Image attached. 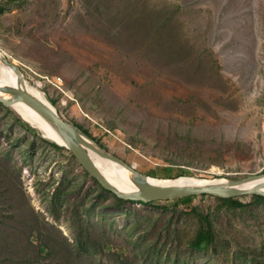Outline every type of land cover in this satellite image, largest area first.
<instances>
[{"label": "rangeland", "instance_id": "374dc122", "mask_svg": "<svg viewBox=\"0 0 264 264\" xmlns=\"http://www.w3.org/2000/svg\"><path fill=\"white\" fill-rule=\"evenodd\" d=\"M0 51L141 173L264 172V0H15ZM17 119L0 104V264H261L264 202L195 195L217 243L190 249L198 221L184 205L118 202Z\"/></svg>", "mask_w": 264, "mask_h": 264}, {"label": "water", "instance_id": "95a60500", "mask_svg": "<svg viewBox=\"0 0 264 264\" xmlns=\"http://www.w3.org/2000/svg\"><path fill=\"white\" fill-rule=\"evenodd\" d=\"M0 62L10 67L16 75L15 85H4L0 87V104L10 109L22 122L36 129L42 138L69 150L79 165L94 178L102 188L113 193L116 197L144 203L202 194L218 197H239L257 194L264 197V172L249 174L238 178H223L225 179L223 182L159 184L150 181L148 175L137 171L134 169L133 165L109 153L78 126L63 119L51 101L47 102L41 97L33 94L26 86V80L17 64L10 61L4 54H0ZM17 103H23L34 110L53 129L56 137H52L46 130L42 133L38 127L22 119L17 111L12 109V106ZM89 151L124 168L134 182L136 190L134 192H124L112 184L96 168L90 159ZM181 177L182 176H179L178 178ZM169 180H176V178ZM257 180H260V182H257V184L250 188H240L241 185Z\"/></svg>", "mask_w": 264, "mask_h": 264}, {"label": "bare ground", "instance_id": "6f19581e", "mask_svg": "<svg viewBox=\"0 0 264 264\" xmlns=\"http://www.w3.org/2000/svg\"><path fill=\"white\" fill-rule=\"evenodd\" d=\"M0 54L2 52L0 51ZM16 84V75L11 70L10 67L4 65L0 62V87L4 85H15ZM26 86L28 89L38 97H41L43 100L49 102L46 96L39 90L38 86H32L26 82ZM12 109L16 110L20 117L34 126L38 127L40 131L48 132L52 137H56L53 129L41 118L34 110L23 103H17L12 106ZM89 156L96 168L104 175L112 184L118 187L120 190L124 192H134L136 190V186L132 181L129 173L119 166L118 164L103 158L102 156L89 151ZM150 177V181L154 183L164 184V183H209V182H223L225 179L223 178H193V177H181L176 178V180H169L165 178L159 177ZM175 179V178H174ZM263 180V179H260ZM257 181H251L244 185H241L240 188H250L251 186L257 184Z\"/></svg>", "mask_w": 264, "mask_h": 264}, {"label": "trees", "instance_id": "16d2710c", "mask_svg": "<svg viewBox=\"0 0 264 264\" xmlns=\"http://www.w3.org/2000/svg\"><path fill=\"white\" fill-rule=\"evenodd\" d=\"M7 1H8L7 3L0 5V12L4 10V8L8 5L9 2L15 1V0H7ZM162 41L165 44L166 42L169 41V37L164 36V39H162ZM17 120L20 121V119H17ZM22 124L24 126H26L28 129L34 130L33 128H31L26 123L22 122ZM84 132L87 134L86 131H84ZM51 144L57 149L67 150L64 147H59L53 143H51ZM71 156H73V155L71 154ZM174 172H175L174 174H166L162 178L174 179V178H178L179 176H182V177L183 176H190L191 177V173L188 171L182 170L181 172H179L178 170H174ZM146 175L152 176V177H159L153 173L152 174L146 173ZM102 189H104V188H102ZM204 195H206V194H202L201 196H204ZM194 197H195V195L185 196V197H181V198H175L174 201L177 205H184L185 208L188 209V211L190 213H192L193 216L198 221V227L194 233V236L189 240L188 247L190 249H193V250L206 251L210 247L214 246L217 243V234H216L215 226L213 224V220L210 217V213H208V212L205 213L202 210H200L199 208L191 206V201ZM214 197L216 199L220 200L221 202H223L224 204H226L227 205L226 207L228 209H237V208L244 207V205H245V203H243L239 200L240 199L239 197H218V196H214ZM250 197L252 198V202H264V197L261 195L253 194V195H250ZM115 199L120 203L126 202V200L118 198L116 196H115ZM138 203L149 204V203H154V201L146 202V203L138 201ZM39 250H40V252L45 251V248L43 247V245L40 246ZM261 250L262 251L260 253V256H258L257 258H258L259 262H261V264H264V247H262Z\"/></svg>", "mask_w": 264, "mask_h": 264}, {"label": "built area", "instance_id": "2783aa9c", "mask_svg": "<svg viewBox=\"0 0 264 264\" xmlns=\"http://www.w3.org/2000/svg\"><path fill=\"white\" fill-rule=\"evenodd\" d=\"M47 80H48V82L54 84L57 88H60V85H61V83H62V80H61V78H59V77H55V78H53L52 80H49V79L47 78Z\"/></svg>", "mask_w": 264, "mask_h": 264}]
</instances>
